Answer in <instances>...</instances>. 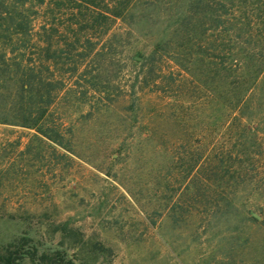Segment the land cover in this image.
I'll use <instances>...</instances> for the list:
<instances>
[{
  "label": "trees",
  "instance_id": "obj_1",
  "mask_svg": "<svg viewBox=\"0 0 264 264\" xmlns=\"http://www.w3.org/2000/svg\"><path fill=\"white\" fill-rule=\"evenodd\" d=\"M61 102L115 129L118 158L159 160L158 214L213 264H264V0H0V124L74 154ZM23 245L0 264H74Z\"/></svg>",
  "mask_w": 264,
  "mask_h": 264
},
{
  "label": "rangeland",
  "instance_id": "obj_2",
  "mask_svg": "<svg viewBox=\"0 0 264 264\" xmlns=\"http://www.w3.org/2000/svg\"><path fill=\"white\" fill-rule=\"evenodd\" d=\"M153 42L138 38L132 52H147ZM59 107L74 124V154L30 128L0 124V249L25 242L36 257L59 251L74 264L217 262L204 235L196 240L188 225L174 227L158 214L162 191L145 168L156 157L139 156L135 142L129 158H118L109 137L115 129L100 133V122L80 118L65 102ZM21 264L37 263L24 256Z\"/></svg>",
  "mask_w": 264,
  "mask_h": 264
}]
</instances>
